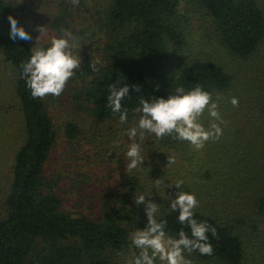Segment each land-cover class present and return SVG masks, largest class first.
<instances>
[{
    "label": "trees",
    "instance_id": "trees-1",
    "mask_svg": "<svg viewBox=\"0 0 264 264\" xmlns=\"http://www.w3.org/2000/svg\"><path fill=\"white\" fill-rule=\"evenodd\" d=\"M61 1L60 13L53 21L58 28L66 24L73 6L80 8L84 3V0L78 5L71 0ZM102 3L96 14L93 39L100 42L103 66L97 64L99 71L93 72L90 67L93 59L83 60L75 70L76 77L83 80L82 86L72 93L77 109L87 114L91 125H82L77 119L64 125L63 135L75 144L76 152L91 146L101 155L113 140L123 146L126 130L138 122L139 114L133 109L139 105L141 94L146 99L152 96L167 99L179 94L176 88L187 91L199 84L215 96L231 88L234 76L224 64L191 46L188 32L194 11L205 13L212 24L213 41L217 39L220 48L230 56L249 58L264 44V0H103ZM16 11L7 0H0V54L14 74L25 129V139L14 156L5 216L0 219V264H130L141 251L133 244L131 233L147 226L145 205L134 202V195L140 194L146 196V201L159 205L157 219L167 220V235L178 238L183 229L191 238L190 227L178 222L179 209H170L171 199L180 191L174 185L178 180L183 181V190L194 193L199 202L194 218L207 222L217 232L215 237L208 233L212 255L186 251L188 254L204 264H245L247 255L258 245L254 244L256 240L264 247V178L257 187L252 185L256 172L248 166L252 160L243 156L242 143L234 146L236 151L231 154L246 164L228 172L236 179L230 184L224 180V172L202 164L204 159L213 160L212 154L209 152L211 158L206 153L208 141L200 150L186 140L173 136L156 139L154 134L145 133L141 141L146 143L144 147L141 144L145 149L142 165L128 173V178L117 179L115 187L100 195L101 207L91 212L69 211L65 195L75 191L84 196L89 189L86 181L90 182L92 177L73 170L76 168L73 165L68 190L65 186L68 176L48 172L52 152L60 139L50 107L65 91L59 97L49 95L43 99L31 95L21 76V65L30 59L33 45L31 40L10 37L9 15L23 26ZM110 84L129 86V96L122 100V107L129 109L124 124L119 121V113L114 114L107 107ZM134 86L140 87L139 93ZM262 104L264 115V99ZM168 156L175 163L167 165ZM156 179L164 184L157 186ZM242 193L245 200L249 197L244 205L239 204L244 201L239 198ZM260 225L263 228L258 230ZM155 264L162 262L157 258Z\"/></svg>",
    "mask_w": 264,
    "mask_h": 264
},
{
    "label": "rangeland",
    "instance_id": "rangeland-1",
    "mask_svg": "<svg viewBox=\"0 0 264 264\" xmlns=\"http://www.w3.org/2000/svg\"><path fill=\"white\" fill-rule=\"evenodd\" d=\"M7 1L17 8L16 12L25 30L32 37L31 43L33 46L39 35V26H46L47 29V36L41 38V46L44 47L48 46V41L52 36H59L63 29L72 32L73 35L81 39L82 46L79 51L81 62L83 60L87 61L88 58L93 59V61L97 58L101 59V45L99 41L93 39V32L97 30L95 24L96 14L102 8L103 0H84L80 8L73 6L71 16H67L65 19L66 24L61 28L53 25L55 15L60 13L61 0ZM193 13L194 17L188 32L192 40L191 46L198 52H205L207 56L217 57L234 76L233 84L229 90L213 96L214 100L217 96L220 97L218 110L224 121L220 124L223 134L219 139L207 142L208 149L206 153L208 152V156L211 157L210 152L213 160L210 158L204 159L202 164L205 168L213 171L218 168L220 172H224L222 173L224 180L234 184L236 179L228 172L237 171V167L242 168L246 163L234 158L231 152H235L238 143H242L244 147L241 150L243 156H247L248 159L252 160L251 163H248V166L256 172V177L251 183L257 187L264 178L262 172L264 171V115L262 113L264 44L257 53L249 58L230 56L220 48L217 39H214L215 42L213 41L212 24L205 13L201 10ZM82 82L83 80L77 78L74 74L72 79L68 81L61 99L51 104L50 109L60 132V139L52 152L48 172L52 174L54 171H58V173L63 172L64 176H68L65 180V186L68 190H71L70 184L73 177L70 176V172L73 165H76L73 170L91 176L92 180L90 182L89 180L86 181L89 183V189L84 190V196L75 191L68 192L65 195V205L69 211L84 210L85 212H91L101 207L100 195L107 193L105 190L109 187H115L117 179H125L128 173L136 169L126 170L128 159L126 152L131 143L127 135H123V146L119 145L121 142H117L118 146H114L116 141H109L107 143L108 150H103L101 155H97L96 149L91 146H86L84 151L76 152L75 144L65 139L63 131L66 122L77 119L82 125H91V119L87 117L84 111L77 109L72 98V93L79 86H82ZM233 97L238 98V107L232 105L231 99ZM211 119L205 111L200 118V122L207 128ZM87 132L89 133V130ZM24 139L25 129L20 103L15 93L14 74L9 64L4 61L3 56L0 54V219L5 216V200L13 177L14 156ZM137 142L141 143L143 147L146 144L139 139ZM143 150L145 152V149ZM67 158H71L73 161H65ZM194 165L196 166V163ZM247 177H250V173ZM243 197L245 195L240 194L239 198L244 201H239V204L244 205V202H248L249 197H246V200ZM91 204H94L92 208L89 207ZM262 228L263 225H260L258 230ZM251 238L256 240L253 237ZM256 243L258 245H255L251 250L253 252L247 255L245 264H264V247H261L262 244L257 240L254 244ZM184 255L186 259L191 261V264H204L186 251Z\"/></svg>",
    "mask_w": 264,
    "mask_h": 264
},
{
    "label": "clouds",
    "instance_id": "clouds-1",
    "mask_svg": "<svg viewBox=\"0 0 264 264\" xmlns=\"http://www.w3.org/2000/svg\"><path fill=\"white\" fill-rule=\"evenodd\" d=\"M71 2L78 5L80 0H71ZM8 20L10 37L13 40L32 39L14 16L9 15ZM38 31L39 35L31 48L30 59L21 65V76L34 98L43 99L49 95L59 97L68 81L74 76L75 70L81 66L79 51L82 42L72 32L62 29L61 34L52 36L48 46L44 47L41 46V38L47 36L46 26H39ZM97 64L103 66L99 58L90 62L93 72L99 71ZM109 87L107 107L112 113H119V121L124 124L128 120L129 109L122 107V100L129 96V86L110 84ZM134 87L139 93L140 87ZM176 91L179 94L171 95L167 99L154 96L146 99L143 94L140 95L139 105L133 109L134 113L139 114L138 122L126 130V135L131 141L126 152L128 158L126 170L131 171L142 165L145 157L142 155V145L137 140L143 141L145 133L154 134L156 139L173 136L177 140H186L196 149H201L207 141L217 140L223 134L220 124L224 121L218 110L219 96L214 100L212 93L204 90L199 84L187 91L183 87L176 88ZM231 103L234 107H238V98L233 97ZM205 111L212 118L207 128L200 122ZM114 146L118 144L114 142ZM173 163L175 159L168 156L167 165ZM160 184H164L163 181L156 179V185ZM174 185L180 191L174 199H171L170 209H179L178 222L190 227L191 238L183 229L179 231L178 238L167 235V220L157 219L159 205L151 200L146 201L144 194L134 195L136 205H145L147 226L131 233L133 244L141 251L134 261H130V264H155L157 258L162 264H191V261L185 258V251L188 253L199 251L201 255L213 254L208 233L211 232L215 237L217 235L215 227L207 222H198L194 218V210L199 202L194 193L183 190V181L178 180Z\"/></svg>",
    "mask_w": 264,
    "mask_h": 264
}]
</instances>
